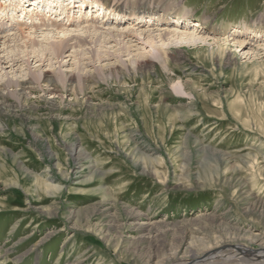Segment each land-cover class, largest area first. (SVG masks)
I'll return each mask as SVG.
<instances>
[{"label": "rangeland", "instance_id": "374dc122", "mask_svg": "<svg viewBox=\"0 0 264 264\" xmlns=\"http://www.w3.org/2000/svg\"><path fill=\"white\" fill-rule=\"evenodd\" d=\"M181 9L221 41L129 44L115 35L125 21L113 41L86 42L85 69L70 65L78 57L50 68L24 58L0 72V83L33 80L21 98L13 87L0 97V264H173L264 248V33L222 42L264 29V0ZM150 48L165 53L123 69Z\"/></svg>", "mask_w": 264, "mask_h": 264}, {"label": "bare ground", "instance_id": "6f19581e", "mask_svg": "<svg viewBox=\"0 0 264 264\" xmlns=\"http://www.w3.org/2000/svg\"><path fill=\"white\" fill-rule=\"evenodd\" d=\"M0 1H2L0 2V17L2 16L0 19V72L9 69L11 73H14L17 69H23L24 62L22 60L24 58H26L28 66L29 62L35 61V68L39 66H41L40 68H50L53 66L52 59L68 65L71 58L76 60L78 57L80 59L76 61V64L70 63V65L84 64L82 69H85L89 64L86 65L84 59L90 54L85 50L87 48H84L87 47L86 42H91L89 46L93 47L95 41H91L92 39L103 38L113 41L110 35L114 34L113 32L117 31L115 30L118 28L117 26L124 24L125 21L130 22L132 26L128 29L123 28V30L119 28L121 31L116 32L115 35L119 38L123 37L124 40L127 39L129 44L140 41L136 37L133 41L134 35L143 37V42L144 40L151 41V44L159 39L162 46L165 45V42H171L173 45L198 46L210 41L214 44L221 41L216 38L217 30L213 27L209 26L208 30H204L209 25L207 20L192 22L189 19L187 11L181 9L183 0L178 1L179 3L171 0H137L135 1L136 5L132 0V6L130 0H77L78 4L74 0H21V4L18 3L20 5L18 9L17 4H11V0ZM91 13L96 15L93 16ZM6 20L9 25H6V30H4L2 24ZM254 30L257 36L258 33H264L262 27L260 31L256 26L253 29L244 28V32H246L244 36L235 31L232 37L229 36L222 42L247 43L251 39L247 32L250 31L253 34ZM240 36L243 39L236 38ZM70 49L72 52L67 54ZM77 50L81 51L80 55L77 54ZM148 53L149 56H142L123 69L135 68L134 70L144 71L154 62L150 55L157 59L156 54L165 52L162 49L150 48ZM104 56L103 58L107 57V55ZM88 58L91 59V57ZM65 59L66 61H63ZM37 63L39 64L37 65ZM47 71L48 69L43 70L42 73L45 74ZM4 77L6 78V76ZM17 82L14 81V84L12 79L1 82L0 97L3 96V91L9 87L19 89L18 96L20 98L21 95L27 94V91L33 88L31 78H24ZM45 82L49 84V90L56 87L52 81ZM172 89L181 96L185 95L179 83L174 84ZM71 152L77 155L76 150L73 149ZM249 252H245L244 248L232 253L216 251L215 255L213 252H208L203 253L204 255H191L189 259L173 264H216V262L228 264L230 261L264 264V248L254 250L257 252L255 255L253 252Z\"/></svg>", "mask_w": 264, "mask_h": 264}]
</instances>
